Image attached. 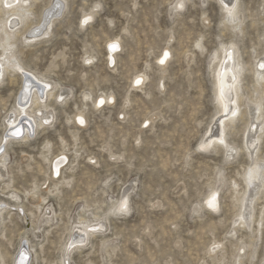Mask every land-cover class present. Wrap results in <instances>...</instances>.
Returning a JSON list of instances; mask_svg holds the SVG:
<instances>
[{"label": "rangeland", "instance_id": "1", "mask_svg": "<svg viewBox=\"0 0 264 264\" xmlns=\"http://www.w3.org/2000/svg\"><path fill=\"white\" fill-rule=\"evenodd\" d=\"M176 2L33 3L10 56L30 78L11 69L0 81V155L8 156L0 167V264H16L22 250L31 254L29 264H62L70 239L79 236L76 227L86 230L97 220L105 227L71 253L72 264H264V190L249 212L242 208V175L251 163L245 121L228 131V142L239 149L231 160L221 149L199 151L218 120L213 55L236 42L252 66L264 57V0L239 1L243 32L224 23L219 0H185L180 12L172 8ZM96 3L93 21L80 27L78 18ZM49 23L47 37L25 40ZM113 41L120 49L111 56ZM164 51L170 52L165 67L158 63ZM140 75L143 85L133 87ZM36 78L55 86L35 107L39 117H53L51 124L26 141L13 140L8 132L16 108L29 107L35 90L43 92ZM255 82L250 72L243 76L244 95L262 102L264 82L259 90ZM23 91L31 93L25 101ZM101 98L113 102L98 108ZM259 151L264 159V139ZM61 156L68 162L55 176ZM218 186L220 208L213 212L204 201ZM125 192L127 212L111 215L112 201ZM241 212L258 235L237 224Z\"/></svg>", "mask_w": 264, "mask_h": 264}, {"label": "bare ground", "instance_id": "2", "mask_svg": "<svg viewBox=\"0 0 264 264\" xmlns=\"http://www.w3.org/2000/svg\"><path fill=\"white\" fill-rule=\"evenodd\" d=\"M37 1H39V0H0V15L4 14V16L6 17L5 19H3V18H2V20L0 19V47L3 49L4 54H5V55H3V59L0 58V73H2V78H0V81L4 79L5 74L10 72L11 69L13 70V72L18 71L17 65H19L20 67L23 68V66L20 63H18L16 61H14L13 63L11 62L12 58H10V56H13V49L15 47L14 46L15 44L12 43V40H13L12 38H14L18 34H20V29H18V27L20 25L24 24L26 20L31 19V18L29 19V17H31L30 15L32 14L31 8H32L33 3H36ZM239 1L240 0H238V3H239ZM225 2L227 3V0H225ZM235 2H236V0H233V3H235ZM230 6L231 5H229V7ZM239 6H240V3H239ZM53 10H51L48 13L46 18H48L50 15H52ZM57 10H58V8H57ZM238 19H239L238 25H231V24H226V25L231 26V28H234L236 30L238 29V32H243L242 27L245 23V19H244L242 12L240 11V8H239ZM48 22L49 21L47 20V23ZM49 26H50V23L47 25V27L44 29V31L40 35H37V34L33 35V36H30V35L27 36L26 35L25 40L27 42H30V44H31V42L35 43L36 41H39L42 36H46V35L48 36V34H50L49 29H51V28H49ZM109 53L111 56H113V54L115 52H111L109 50ZM162 56H163V54H162ZM162 56L160 57V59L162 58ZM260 59H261V57L257 60L256 64L253 66L250 63L243 61L240 48L238 47L236 42L235 43L231 42L229 44L223 43L221 48L215 52V54L213 55L212 64H214L213 71H214V79H215V99H216V103L218 105V112H217L218 113V120L214 122L213 126L210 127L209 130H207V132L205 133V136L202 140V142L205 141V138H208L211 140H216L219 137L220 133L224 132L225 142H226V144H228L229 149L232 150L231 155L234 156L232 153L234 151L239 152V149L235 145L228 142V140H227L228 131L229 132L230 131H236V123L240 119H241V121L242 120L245 121V131H244V135H243L244 145H245L246 152L248 153V156H249L250 161H251V163L245 169V171L242 175L243 179L245 181V184H246V186H245L246 190H245V193L243 195L244 196L243 200L245 202H244V205L242 208H243V210H246V212H249V209L254 207L253 206L254 203L260 199V194L264 190V184L260 183L259 176H257V178L252 181V187H249V181H248V170L250 168H252L253 166H256L258 168L261 164H264V159H262L259 156V154L261 153V151H259L260 143L264 139V123H262V121H264V113H259L256 111L257 105H259L261 103V101L256 102L254 97L247 96V95L245 96L244 90H243L244 88H243V84H242L243 76L245 74H247L248 72H250L251 75L253 76V78L254 77L256 78V82L254 83V87H256V90H259V87L261 86V82H264V71H262L258 68V62L260 61ZM112 61H113V58H112ZM168 61L169 60H167L164 65H161V64L160 65L165 67L167 65ZM24 73L25 74L21 73L22 77H24L26 80L28 78H30V76L27 75V72H24ZM233 77H235V80H233ZM42 78H44V77H42ZM36 79L38 80L39 83H42L44 85L43 92L42 93L39 92L40 89L35 90L34 92H32V96H31L32 99H31V103H30L29 107H27L28 106L27 104H25V105L19 104L21 106L20 109L17 110V108H16V111L14 112L15 116L13 117V120L12 121L9 120L10 123L8 122L10 125L9 129L11 130L12 128H15V129L19 130L22 133V135L20 137H11L10 136L9 138H11L13 140L18 139V138L19 139L23 138V140L26 141V139H28L32 133L38 132V130L42 127L43 119L51 120L53 118V117H49V118L42 117V115H41V117H39L36 114V111H39V112H41V111L38 110V108L35 109V107L38 105L41 106V103H44V97L45 96H46V98H48L49 96H51L54 93L55 86L49 82H46V81L40 79V78H36ZM45 85H50V87H45ZM46 90H48V92L45 95ZM221 92H223L222 97H221ZM29 94H31V93H29V92L26 93L25 91H23L22 100L26 99V97ZM86 97L90 98V95H87ZM109 99H110V97H109ZM233 100H235V102H236L235 104L232 103ZM97 105H98V102L96 104V107L99 108V107L103 106V105L102 106H97ZM226 107L237 109L238 117H232L231 114L229 113L227 118H225L224 114H225V108ZM243 107H245L244 112L242 111ZM43 108H47V107H43ZM221 121H223V123H221ZM216 126H217V131H215ZM7 140H9V139H7ZM253 145H255V147H253ZM220 149L223 150V152L226 155V152L228 151V149H225L223 146H220V145H216L214 147V151H217ZM7 158H8L7 153H3L2 155H0V167H2L3 169L6 167L5 165L7 162ZM67 162H68V158H67L66 162L61 161L60 158H57L56 161L53 163L54 164L53 175L57 176V174H56L57 168H59L60 173H61L62 167ZM3 178H4V175L0 171V180H2ZM236 187H237V184L235 183V188ZM219 189H220L219 186L212 189L208 193L206 199L210 198V196L214 192H218L220 195ZM236 191L237 190H235V192ZM247 191H249V194L247 193ZM246 193H247V195H246ZM125 195H126V192H125ZM127 197L129 200L128 195H127ZM219 197L220 196H218V203H219ZM2 211H3V209H0V216L2 215ZM245 213L241 212L238 215L237 224H239L241 226V228L246 229L248 231H250V230H251V232L255 231L258 235V233H260V231H258L256 228L254 229L252 227V224H251V222L248 221V218H247V216H245ZM242 216L244 217V219H241ZM260 224H259V227L261 228ZM92 227H99L100 231H101V230H103V228L105 226L101 222L99 225L94 224V225H90L89 228L88 227L87 228L90 229ZM88 229L85 230L81 226L76 227L75 230L79 234V236L76 239L75 238L70 239L71 241H69V243H75L77 245L76 248L71 253L81 250V248H83L85 246V244L88 243L89 238L93 237L95 235V233L97 232V231L96 232H89ZM233 234H236V232L234 231ZM258 239L259 238L256 237V240H258ZM254 252H256V251H254ZM71 253H68L65 250L62 264H72ZM30 255L31 254L27 250L20 251V253H18V255L16 256V264H29L30 259H31V258L29 259ZM240 257L241 256H239V258Z\"/></svg>", "mask_w": 264, "mask_h": 264}, {"label": "snow or ice", "instance_id": "3", "mask_svg": "<svg viewBox=\"0 0 264 264\" xmlns=\"http://www.w3.org/2000/svg\"><path fill=\"white\" fill-rule=\"evenodd\" d=\"M223 12H224V23L225 24H231V25H238L239 24V3L238 0H236L235 3H233V0H227V3L225 2V0H219ZM229 5H231L229 7ZM37 7H39L37 5ZM57 7H60V5H57ZM101 7V5L99 3H96L95 6L92 8L91 13L88 12H83L82 16L80 18H78V23L80 27H84L86 25H89L94 18V15L96 13V11ZM172 8L177 11H183L185 8V0H177V2L175 4L172 5ZM238 30V29H237ZM196 47H200L199 44L196 45ZM108 48L111 52H117L120 49V45L118 41H113L112 43H110L108 45ZM170 53L168 51H164L163 52V56L162 58L159 60V64L164 65L166 63V61L169 59ZM109 59H111V57H109ZM88 64H91L92 61L91 60H86L85 61ZM258 68L262 71H264V57H261L260 61L258 62ZM17 70L19 72H21L22 74L24 73V69L22 67H20L19 65H17ZM30 76V74H27ZM0 78H2V73H0ZM233 80H235V77H233ZM144 83V78L143 76H138L133 84V87L139 88L143 85ZM45 87H50V85H45ZM223 96V92H221V97ZM61 100H63V97H60ZM85 99H87V97H85ZM111 103L113 101L111 100H106L105 98H101L98 101V105L97 106H102L105 103ZM233 104H235V100L232 101ZM256 111L259 113H264V101H262L259 105H257ZM231 114L232 117H238V111L235 108H225V118H227L228 114ZM123 118V117H121ZM76 120L78 121V123L83 126L85 125L86 121L82 116H77ZM221 123H223V121H221ZM262 123H264V121H262ZM43 124L44 125H50L51 121L48 119H43ZM145 127H148V123L145 122ZM8 135L11 137H20L22 135V133L15 129L12 128L11 130H9ZM5 143H7V139L5 140ZM216 145H220L223 146L225 149H228V151L226 152V157L227 159L231 160L233 157L231 155V149H229L228 144H226L225 142V134L224 132H221L219 137L216 140H211L208 138H205V141L202 142L200 144L199 147V151L204 152V151H209V150H213L214 147ZM253 147H255V145H253ZM4 151V149L2 147H0V153H2ZM61 161H65L67 160L66 157L61 156L60 157ZM93 163H95V161H93ZM56 174L57 176L60 175V170L59 168L56 169ZM257 176H259V180L260 183L264 184V164H261L258 168L256 166H253L252 168H250L248 170V181H249V187H252V181L254 179L257 178ZM218 196L219 193L218 192H214L210 198L206 199L204 201V203L206 204L207 208L212 210L213 212H216L219 210V203H218ZM128 206H129V200L127 195H121L119 200H113L112 201V211H111V215H121L127 212L128 210ZM241 219H244V217L242 216ZM95 225H99L101 223V221L97 220L93 222ZM100 228L99 227H92L90 229H88L89 232H96L99 231ZM76 244L75 243H68L67 247H66V252L71 253L75 248H76ZM215 247H219V245H214Z\"/></svg>", "mask_w": 264, "mask_h": 264}]
</instances>
